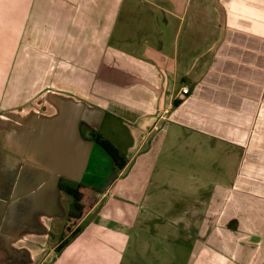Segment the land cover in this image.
Here are the masks:
<instances>
[{
	"label": "crops",
	"instance_id": "0c3cea01",
	"mask_svg": "<svg viewBox=\"0 0 264 264\" xmlns=\"http://www.w3.org/2000/svg\"><path fill=\"white\" fill-rule=\"evenodd\" d=\"M0 264H264V0H0Z\"/></svg>",
	"mask_w": 264,
	"mask_h": 264
},
{
	"label": "trees",
	"instance_id": "16d2710c",
	"mask_svg": "<svg viewBox=\"0 0 264 264\" xmlns=\"http://www.w3.org/2000/svg\"><path fill=\"white\" fill-rule=\"evenodd\" d=\"M93 142L108 156L113 171H120L125 166L124 159L109 141L96 135ZM65 193L71 197L72 204L66 216L61 238L64 239L69 237L72 239L79 231V227H77L79 222L89 210H91L96 200L94 198V191L86 187L84 184H79L75 188H66ZM67 242L68 240H65L63 243L59 244L57 251L59 252L62 250Z\"/></svg>",
	"mask_w": 264,
	"mask_h": 264
},
{
	"label": "built area",
	"instance_id": "2783aa9c",
	"mask_svg": "<svg viewBox=\"0 0 264 264\" xmlns=\"http://www.w3.org/2000/svg\"><path fill=\"white\" fill-rule=\"evenodd\" d=\"M180 92H181V95H185V94L188 93V88L187 87H182Z\"/></svg>",
	"mask_w": 264,
	"mask_h": 264
},
{
	"label": "rangeland",
	"instance_id": "374dc122",
	"mask_svg": "<svg viewBox=\"0 0 264 264\" xmlns=\"http://www.w3.org/2000/svg\"><path fill=\"white\" fill-rule=\"evenodd\" d=\"M87 179H88V176H85V179H84V181L86 182L87 181ZM94 198H95V200H97V198H96V193L94 192Z\"/></svg>",
	"mask_w": 264,
	"mask_h": 264
},
{
	"label": "water",
	"instance_id": "95a60500",
	"mask_svg": "<svg viewBox=\"0 0 264 264\" xmlns=\"http://www.w3.org/2000/svg\"><path fill=\"white\" fill-rule=\"evenodd\" d=\"M110 181H111V180H110V178H109V179H108V181L106 182V184H109V183H110Z\"/></svg>",
	"mask_w": 264,
	"mask_h": 264
},
{
	"label": "flooded vegetation",
	"instance_id": "af4514ba",
	"mask_svg": "<svg viewBox=\"0 0 264 264\" xmlns=\"http://www.w3.org/2000/svg\"><path fill=\"white\" fill-rule=\"evenodd\" d=\"M95 136H92V138L94 139Z\"/></svg>",
	"mask_w": 264,
	"mask_h": 264
}]
</instances>
